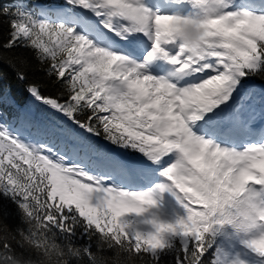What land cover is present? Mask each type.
Masks as SVG:
<instances>
[{
	"label": "snow or ice",
	"instance_id": "6c2138e0",
	"mask_svg": "<svg viewBox=\"0 0 264 264\" xmlns=\"http://www.w3.org/2000/svg\"><path fill=\"white\" fill-rule=\"evenodd\" d=\"M203 2L175 0L178 5ZM68 3L90 9L97 16L106 14L104 28L126 40L129 49L142 45V38L130 33L144 34L151 47L145 46L140 60L134 51H124L103 34L91 37L68 24L49 23L17 9L8 37L0 41V52L11 53L18 44L35 49L36 56L49 62V75L68 89L69 99L61 103L60 98L43 94L38 84L29 82L26 72L17 68L23 63L22 55H0V63L11 67L18 81H26L36 102L74 121L76 129L37 126L31 112L24 111L18 116L21 128L40 138L32 143L10 133L0 111V190L18 203L21 223L27 224V234L19 226L10 227L0 207V264L15 260L44 264L47 250L29 238L55 233L53 239L59 236L72 243L79 225H86L90 237L103 233L113 241L105 249L94 247L90 239L83 264H112L106 258L112 250L117 255L125 253L128 264L149 252L153 253L150 264H162L160 257L169 236L184 238L183 247L175 250V264H207L209 234L226 222L218 210L254 186L264 191V141L236 150L198 135L191 124L229 100L242 77L264 78V71H259L264 67V12L238 8L242 10L201 21L198 26L204 29V41L200 53L193 56L177 39L178 24L186 19L177 12L160 14L143 0ZM170 45L178 49L174 54ZM161 56L175 66L178 76L203 75L198 83L178 87L170 79L147 73L146 65ZM3 75L0 72V107L6 97ZM84 113L89 114L81 115ZM81 130L88 135L102 133L110 142L130 145L150 161L166 165L162 175L167 182L130 191L105 186L102 177L89 174L80 165L66 164L64 157L53 151L52 142L57 136L75 138ZM170 153H175L171 163L164 159ZM165 190L173 193L185 214L171 221L153 215L143 221L150 225L149 230L132 229L125 218L149 212ZM258 213L248 224L256 235L244 243L264 257V210L258 208ZM121 241L129 248L120 247ZM70 264L78 262L73 259Z\"/></svg>",
	"mask_w": 264,
	"mask_h": 264
},
{
	"label": "trees",
	"instance_id": "16d2710c",
	"mask_svg": "<svg viewBox=\"0 0 264 264\" xmlns=\"http://www.w3.org/2000/svg\"><path fill=\"white\" fill-rule=\"evenodd\" d=\"M16 1V0H14ZM34 1H37L39 5L42 4H54L60 3L62 0H25L22 6L11 7L12 0H0V41L8 37L10 32V21L15 18V13L17 9L29 12L37 18V9L34 5ZM236 1V0H234ZM264 5V1H262ZM3 9H7V12H2ZM35 49L24 44H18L13 49L10 50L11 53L0 55H5V58L10 55H22L24 60L23 63L18 64L17 68L21 71L26 72L27 80L33 82L40 86L42 93L45 95H51L53 98H60L61 103L67 102L69 99L68 89L62 87V82L58 83L54 75H49L47 69L50 64L46 60H41L35 55ZM259 71H264V67L259 69ZM0 72H3L2 83L6 90V99L0 111L4 113V120L7 123L19 124L18 116L24 111L31 112L37 126L48 124L55 125L57 127H65L76 129L74 121L69 120L67 117L60 113H53L50 110V106H43L36 102L31 94L26 89V81H18L14 70L9 67L6 63H0ZM246 82H255L259 86H264V78L259 75H248L244 77ZM89 113H84L81 115H86ZM20 125V124H19ZM55 145L66 144L69 145V151L78 150L83 151L89 158L95 159L97 162H106L109 157L112 156V148H117L123 154L137 156L140 158H146L143 153L138 149L128 146H119L107 140L103 134L88 135L86 132L81 130L75 138H69L67 136H57L52 142ZM84 146V149L81 147ZM117 158V157H116ZM1 197L10 198L15 204L18 203L12 199L11 195H5L2 190H0V207L5 210V222L9 224L10 227L16 228L24 231L27 234V224L21 223V214L15 211L10 205L3 201ZM19 206V205H18ZM86 225H79L76 232L73 234L72 243L76 246H86L91 239V243L94 247H100L101 243L98 240V235H92L91 237L87 232H85ZM17 239L19 235L17 233ZM57 243L65 244L61 237H57ZM178 247H183V242L180 239H170L168 242V247L162 250L161 262L162 264H175L176 260V249ZM107 248L106 246L104 247ZM149 256H153L151 253H146L143 259L133 258L131 264H150ZM112 261V264H128L129 258L125 253H120L117 255L115 250H112L110 255L106 257ZM207 264L214 263V242L209 237V248L207 251Z\"/></svg>",
	"mask_w": 264,
	"mask_h": 264
},
{
	"label": "rangeland",
	"instance_id": "374dc122",
	"mask_svg": "<svg viewBox=\"0 0 264 264\" xmlns=\"http://www.w3.org/2000/svg\"><path fill=\"white\" fill-rule=\"evenodd\" d=\"M76 10L82 11L73 6L72 11H76ZM106 19H107L106 14L104 16H97L94 11L90 9H84L82 12V17L79 20L82 23H85L86 26L83 27L82 25L73 24L72 27H76L75 30L80 32L81 34L89 35L91 37H96L99 34H103L107 36L109 39H111L113 42L117 43L119 47L123 49L127 41L121 40L119 36L114 35L113 33L109 32L106 28H104V21ZM113 19L115 21L116 19H119V18H113ZM121 23H127V22L121 19ZM87 26H90L88 30H87L88 28ZM132 36H136V35H134L133 33ZM146 42L148 43L147 40ZM145 71L149 74L157 76L150 69H145ZM189 75L190 73L187 74L188 78L190 79V82L198 83L199 77H201L203 73L193 74L192 76H189ZM229 106L230 105L228 103L222 102L220 105L214 107L211 113V114H214L215 118L217 117L219 118L222 115L221 110L223 108H228L230 110L229 115H227L223 121H219L217 123L218 126L224 129L223 131L224 134L223 133L222 134L212 133L210 131L211 128L208 126L209 123H204L201 120L195 121L191 124L193 131L196 132L198 135H203L206 139H212L217 143L221 142L222 144H226L227 146H232L238 143L233 133L234 127L237 126V121L234 118L233 111H231ZM208 113L209 112L205 113L201 118H203ZM261 121H262L261 119H257L252 124H257V123H260ZM257 127L258 126H256V128ZM6 128L10 133L14 134L15 136H18L21 139H25L24 136L18 135V132H19L18 130H10L8 127ZM205 132L207 133L204 135ZM259 138L264 139V134L259 135ZM258 142L260 141H256V143ZM32 143H37V142H32ZM244 146L246 147L247 145H244ZM53 151L56 152L58 155H62L64 157L66 164L80 165L89 174L94 175L97 178L102 177L103 179L101 180V183L105 186L119 187V188H123V189L130 190V191H138V190H147L150 188H155L156 185L167 182L166 178L163 177L162 175V168L165 167L166 165H161V164L152 165L151 163H148V162L144 163L142 161L134 160L135 164H140L141 167L148 168V172L147 173L141 172L142 176L140 179L135 181L136 183L135 186L126 188L123 185H125V180L127 176H129V172H131L132 174H136L137 167H134L132 165H126L123 171H120L121 167H118V166L113 169H110V165H108V168L107 167H102V168L97 167V168L87 169L85 166V162H81L77 156H71V157L67 156L66 157L67 153L65 151H55L54 149ZM164 159L167 160L169 163H171L175 159V153H170ZM162 194H164L165 198L168 200L161 199ZM169 207H171L173 211H171ZM184 214H185L184 208L182 207L180 202L177 201L173 193L171 191L165 190L164 192H161L158 194V205L151 208L149 212L145 213L143 216H128L125 219L135 224L137 229L146 231L150 229V225L143 223V221L146 218H151L153 215H155L159 219L171 221V220H175L178 216H182ZM226 245H227V242L223 243L222 245L223 247L220 249L218 256L221 260H223L224 264H233L232 258L230 257V253L227 250ZM242 250L248 255L252 256V260H250L249 264H264V261H263L264 259L262 257L258 258V257L251 255V252L253 250L249 249L246 245L242 247Z\"/></svg>",
	"mask_w": 264,
	"mask_h": 264
},
{
	"label": "clouds",
	"instance_id": "9594fccd",
	"mask_svg": "<svg viewBox=\"0 0 264 264\" xmlns=\"http://www.w3.org/2000/svg\"><path fill=\"white\" fill-rule=\"evenodd\" d=\"M233 0H204L203 3L191 4L185 12H177L178 15L185 17V21L178 24L179 31L177 39L181 46L187 49L193 56L198 55L204 41V29L199 27L201 21L208 17H216L231 11H239L232 7ZM259 192V194H257ZM258 208L264 210V191H260L255 186L251 192L240 195L239 198H233L228 206H222L218 212L221 218L226 222L221 225H231L233 228L243 232L250 233V236L256 235L255 231L248 229V224L254 222L252 218L258 215ZM231 220L232 222H227ZM132 229H135V224L131 223ZM55 233L45 237L41 233L37 237H30V240H35L42 245V250L46 249V253L42 258L44 264H70L71 260H76L78 264H83L84 256L87 254L85 246H76L73 243L59 244L53 237ZM98 240L102 247H108L113 243L112 238L101 233ZM57 244L59 247H52ZM120 247L128 249L129 245L123 241ZM79 250V251H78ZM101 255L100 253L97 254ZM13 264H41L40 260H15ZM106 264V262H105Z\"/></svg>",
	"mask_w": 264,
	"mask_h": 264
},
{
	"label": "bare ground",
	"instance_id": "6f19581e",
	"mask_svg": "<svg viewBox=\"0 0 264 264\" xmlns=\"http://www.w3.org/2000/svg\"><path fill=\"white\" fill-rule=\"evenodd\" d=\"M249 3V1L248 0H244L242 3H241V6H245L246 4H248ZM136 35L138 36V37H141V38H144L145 36H144V34H142V33H136ZM5 99H6V97H5ZM261 108V111H262V107H259L258 109H260ZM258 130V129H257ZM260 132V131H259ZM2 199H3V201H6V203L8 204V205H10L15 211H17V212H19L20 214H21V212H20V209H19V206L17 205V204H15L10 198H8V197H1ZM151 258H152V256L150 257L149 256V259L151 260Z\"/></svg>",
	"mask_w": 264,
	"mask_h": 264
}]
</instances>
